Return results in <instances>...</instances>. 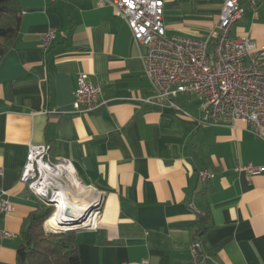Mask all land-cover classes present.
Here are the masks:
<instances>
[{"label": "crops", "instance_id": "obj_1", "mask_svg": "<svg viewBox=\"0 0 264 264\" xmlns=\"http://www.w3.org/2000/svg\"><path fill=\"white\" fill-rule=\"evenodd\" d=\"M22 16L12 50L0 61V264H15L23 220L35 209L20 175L29 145L71 162L80 187L103 195L96 230L75 233L80 264H190L201 242L207 264H264V141L241 122L202 126L200 103L181 95L169 108L145 103V48L102 0H17ZM167 36L209 41L224 0H161ZM254 3V7L250 6ZM231 30L264 48V0H238ZM56 37L44 49L41 36ZM79 75L102 84L103 105L73 109ZM213 175L202 181L199 173ZM198 216L206 229L195 237Z\"/></svg>", "mask_w": 264, "mask_h": 264}, {"label": "built area", "instance_id": "obj_2", "mask_svg": "<svg viewBox=\"0 0 264 264\" xmlns=\"http://www.w3.org/2000/svg\"><path fill=\"white\" fill-rule=\"evenodd\" d=\"M123 19L136 45L145 48L144 75L152 94L145 103L158 102L179 110L175 105L181 95H194L200 103L202 126H230L243 123L258 139L264 141V48L247 38H234L231 30L243 15L238 0H224L213 30V51L208 54L209 41L167 36L163 25L161 0H102ZM254 7V3H250ZM56 37L50 30L41 36L46 50ZM102 84L92 82L86 75H79L74 91L73 109L78 114H90L102 105ZM247 180L264 173V167L251 165L237 169ZM1 174V171H0ZM199 178L211 180L213 175L199 173ZM30 196L40 202L53 204L60 189L71 190L78 184L70 161L50 157L48 145H29L26 161L20 175ZM91 198L85 200L88 213L71 222L85 221L75 229L86 231L98 228L103 195L92 187ZM94 196L98 197L95 201ZM55 207V205H54ZM13 207L0 193V214L10 215ZM11 235L0 231V237ZM190 264H207L201 242L192 241L188 247Z\"/></svg>", "mask_w": 264, "mask_h": 264}, {"label": "trees", "instance_id": "obj_3", "mask_svg": "<svg viewBox=\"0 0 264 264\" xmlns=\"http://www.w3.org/2000/svg\"><path fill=\"white\" fill-rule=\"evenodd\" d=\"M21 16L22 9L17 0H0V61L14 47ZM52 214L49 206L37 201L36 209L22 222L21 245L16 251L15 264H80L75 233H45L44 224ZM46 228L49 227L46 225ZM205 229V218L198 216L195 237L199 239Z\"/></svg>", "mask_w": 264, "mask_h": 264}, {"label": "bare ground", "instance_id": "obj_4", "mask_svg": "<svg viewBox=\"0 0 264 264\" xmlns=\"http://www.w3.org/2000/svg\"><path fill=\"white\" fill-rule=\"evenodd\" d=\"M89 188L80 187L76 190L60 189L58 194L53 198L55 211L49 218L48 233H59L75 229L69 226L71 219L80 217L79 215L87 214L89 207L85 208V200L91 198ZM98 197L94 196L95 201ZM97 201V200H96ZM76 203H80L76 205Z\"/></svg>", "mask_w": 264, "mask_h": 264}, {"label": "water", "instance_id": "obj_5", "mask_svg": "<svg viewBox=\"0 0 264 264\" xmlns=\"http://www.w3.org/2000/svg\"><path fill=\"white\" fill-rule=\"evenodd\" d=\"M86 216V215H85ZM85 216H83V218H81L79 221H74V222H71L70 224H68L69 226L71 227H74L75 226H79L81 225L84 221H85ZM81 231H85L84 229H73V230H69V231H65V232H59V233H47V234H61V235H64V234H68V233H78V232H81Z\"/></svg>", "mask_w": 264, "mask_h": 264}, {"label": "rangeland", "instance_id": "obj_6", "mask_svg": "<svg viewBox=\"0 0 264 264\" xmlns=\"http://www.w3.org/2000/svg\"><path fill=\"white\" fill-rule=\"evenodd\" d=\"M41 203H43V202H41ZM46 206H49L51 209H52V213H54V211H55V207H54V205L53 204H51V205H49V204H46V203H44ZM80 203H76V205H79ZM48 221H49V218H48V220L45 222V224H44V231H45V233H48L49 231H48V229L46 228V225L49 227V225H48ZM50 228V227H49Z\"/></svg>", "mask_w": 264, "mask_h": 264}]
</instances>
